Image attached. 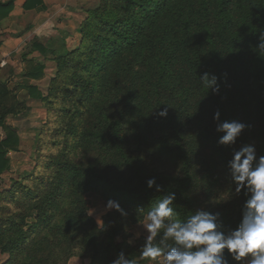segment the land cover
I'll list each match as a JSON object with an SVG mask.
<instances>
[{
    "label": "trees",
    "instance_id": "obj_1",
    "mask_svg": "<svg viewBox=\"0 0 264 264\" xmlns=\"http://www.w3.org/2000/svg\"><path fill=\"white\" fill-rule=\"evenodd\" d=\"M15 2L0 0V22ZM38 6L44 0L24 3ZM87 13L78 46L52 51L57 71L39 94L59 119L51 131L58 151L0 194V254L8 256L0 264L73 257L112 264L121 251L149 264L140 258L146 237L131 242L130 227L169 191L177 218L206 208L220 213L224 231L235 229L248 197L245 189L235 193L228 162L245 144L264 156V0H100ZM43 69L27 74L37 78ZM205 72L218 77V94L201 83ZM24 106L0 81V173L21 143L6 119ZM216 111L221 122L248 125L234 145L218 143L224 133L216 131ZM151 178L161 192L147 187ZM224 192L230 199L214 203ZM89 193L118 202L127 215L113 208L100 225Z\"/></svg>",
    "mask_w": 264,
    "mask_h": 264
},
{
    "label": "clouds",
    "instance_id": "obj_2",
    "mask_svg": "<svg viewBox=\"0 0 264 264\" xmlns=\"http://www.w3.org/2000/svg\"><path fill=\"white\" fill-rule=\"evenodd\" d=\"M261 39V38H260ZM264 49V39L259 45ZM208 92L219 93L218 77L205 72L200 77ZM167 116V109L158 113ZM216 131L224 133L218 143L234 145L248 125L240 121H220V112L214 113ZM228 172L235 185V193L245 189L248 197L243 205L238 226L227 232L222 229L220 213L206 208L197 209L186 219L177 218L172 207L174 192H167L143 213L139 223L146 230V238L140 249V258L149 264H228L225 250L237 264H264V156L257 158L255 146L245 144L233 152L228 162ZM161 192L155 178L147 181V187ZM230 193L224 192L213 202H227ZM107 208H115L126 216L118 202L109 200ZM112 264H136L121 251Z\"/></svg>",
    "mask_w": 264,
    "mask_h": 264
},
{
    "label": "rangeland",
    "instance_id": "obj_3",
    "mask_svg": "<svg viewBox=\"0 0 264 264\" xmlns=\"http://www.w3.org/2000/svg\"><path fill=\"white\" fill-rule=\"evenodd\" d=\"M98 3H100V0H68L66 6L61 4L62 11L56 13L55 17L52 16L54 19L45 23L39 34L26 36L6 56L8 60V64L5 66L6 78L15 80L16 86L11 84L10 87L14 88L15 94L20 100L24 101L25 106L22 112L9 115L6 119V124L17 129L21 143L19 150L9 152L10 168L0 173V194L11 188L15 179L26 173L42 170L40 164L43 158L58 151V146L53 144L55 142H53V133L51 132L53 123L56 124L58 119L55 114L56 111L50 112L49 107L44 105L39 94L46 95L48 93L50 82L57 71L54 58L56 54L52 51L54 49H73L78 46L81 35L79 30L82 22L88 16L87 10L96 7ZM46 7L47 4L44 8ZM7 28L0 27V37H6ZM36 43L46 47L47 52L37 49ZM35 52L39 55H34ZM38 65L44 67L42 75L37 78L28 76V69H33ZM30 86L37 88L35 94L30 92ZM5 136L6 130L0 126V140ZM87 198L90 213L101 225L103 215L111 210L107 208L108 201H104L94 193H89ZM130 231L133 233V237L130 239L131 242H134L136 238L146 237L147 235L146 230L139 223L132 225ZM7 258V255L0 254L1 262ZM89 263V258L73 257L67 264ZM242 264H246V260Z\"/></svg>",
    "mask_w": 264,
    "mask_h": 264
},
{
    "label": "crops",
    "instance_id": "obj_4",
    "mask_svg": "<svg viewBox=\"0 0 264 264\" xmlns=\"http://www.w3.org/2000/svg\"><path fill=\"white\" fill-rule=\"evenodd\" d=\"M25 1L26 0H16L14 10L10 16L0 22V27H8L6 29V37H0V62L6 61V65L8 64L6 56L9 55V52L13 51L26 36L29 37L39 34L45 23L54 19V15L62 11L61 4H65L66 6L68 0H44L46 2L45 4H47L46 8L38 6L33 9H25ZM34 55H39V53L35 52ZM6 65L0 64V81L9 84V86H11V84L16 86L17 83L14 79L6 78Z\"/></svg>",
    "mask_w": 264,
    "mask_h": 264
},
{
    "label": "built area",
    "instance_id": "obj_5",
    "mask_svg": "<svg viewBox=\"0 0 264 264\" xmlns=\"http://www.w3.org/2000/svg\"><path fill=\"white\" fill-rule=\"evenodd\" d=\"M1 64H2V65H6V61H2Z\"/></svg>",
    "mask_w": 264,
    "mask_h": 264
}]
</instances>
